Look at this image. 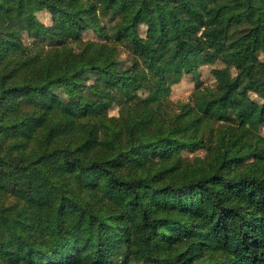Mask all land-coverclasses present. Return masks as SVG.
I'll return each mask as SVG.
<instances>
[{
    "label": "trees",
    "instance_id": "16d2710c",
    "mask_svg": "<svg viewBox=\"0 0 264 264\" xmlns=\"http://www.w3.org/2000/svg\"><path fill=\"white\" fill-rule=\"evenodd\" d=\"M112 1L0 0V264H264V0Z\"/></svg>",
    "mask_w": 264,
    "mask_h": 264
},
{
    "label": "rangeland",
    "instance_id": "374dc122",
    "mask_svg": "<svg viewBox=\"0 0 264 264\" xmlns=\"http://www.w3.org/2000/svg\"><path fill=\"white\" fill-rule=\"evenodd\" d=\"M110 11L113 10H121L124 13H128V6L121 4L119 0H113L110 4V7L108 8ZM37 19L43 23L49 31L53 35H64L66 34L69 41H73V38L70 34V32L65 29L61 28L56 24L55 19L48 14L46 11H42L36 15ZM103 24H107L106 18L103 20ZM5 25L7 24H15V21L11 19L10 17L5 18L3 21ZM82 40H94L98 41L97 37L92 32H86L82 35ZM23 42L26 46V51L23 56V59H29L33 57L36 53V45L33 40L27 39L26 37H23ZM41 47H48L49 42L48 40H43L39 42ZM76 48V47H74ZM223 65L220 62L215 63L212 66H205L201 67L198 71V76L200 81L202 82L203 86L212 87L214 86V80L211 76V70L216 68H221ZM194 91V80L191 76H184L182 80L172 87L171 94L169 97L162 99L160 101V105L163 110H165L168 113H177L182 109H188L191 106L190 103V97ZM110 116L114 117H123V118H129L134 114L133 109L129 105H122V106H114L108 111ZM252 118L256 120L260 124V134L264 138V118L259 117L257 115H253ZM175 156L174 150L164 149L161 148L159 150H156L154 152L150 153V158L155 161H164L169 160ZM182 156L184 159L188 161H194L199 165H204L206 162V153L203 150H197L195 152H184L182 153ZM253 168L252 162L246 161L245 163H237L234 166L235 170L238 171H245L250 170Z\"/></svg>",
    "mask_w": 264,
    "mask_h": 264
}]
</instances>
